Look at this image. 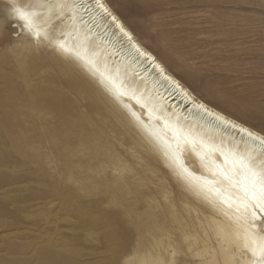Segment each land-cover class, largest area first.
<instances>
[{
  "label": "bare ground",
  "instance_id": "bare-ground-1",
  "mask_svg": "<svg viewBox=\"0 0 264 264\" xmlns=\"http://www.w3.org/2000/svg\"><path fill=\"white\" fill-rule=\"evenodd\" d=\"M13 2L34 14L39 36L12 12ZM57 3L0 0L5 11L0 30L13 20L26 40L22 50L31 53L44 45L57 57L46 68L52 76L47 79L39 61L22 53L17 57L18 73L0 105L13 130L11 142L28 150L26 157L44 180L54 182L58 195L69 197L72 190L62 188L71 183L118 211L136 239L124 264H255L257 258L243 247L242 222L235 218L238 189L220 175L228 167L220 150L242 148V137L216 114L264 133L197 96L141 44L107 0L103 3L131 40L95 0ZM58 40L65 42L63 49ZM85 48L95 67L78 55ZM176 129L212 150L198 143L194 151L181 142L176 152ZM173 193L178 196L172 200ZM156 194L169 201L165 207Z\"/></svg>",
  "mask_w": 264,
  "mask_h": 264
},
{
  "label": "rangeland",
  "instance_id": "rangeland-1",
  "mask_svg": "<svg viewBox=\"0 0 264 264\" xmlns=\"http://www.w3.org/2000/svg\"><path fill=\"white\" fill-rule=\"evenodd\" d=\"M107 1L141 44L197 96L259 131L264 128V0ZM0 11L4 20L2 4ZM16 25L7 19L0 30V105L21 53L39 61L44 72L57 60L44 45L31 53L22 50L26 40ZM0 116V264H124L136 244L128 222L101 204V196H88L71 183L62 188L72 190L69 197L58 195L54 182L44 180L26 157L28 150L11 142L13 130ZM153 198L161 207L169 202L160 194Z\"/></svg>",
  "mask_w": 264,
  "mask_h": 264
},
{
  "label": "snow or ice",
  "instance_id": "snow-or-ice-1",
  "mask_svg": "<svg viewBox=\"0 0 264 264\" xmlns=\"http://www.w3.org/2000/svg\"><path fill=\"white\" fill-rule=\"evenodd\" d=\"M66 3L67 0H58L56 6L63 7ZM9 6L12 12L20 20L24 21V27L33 31L35 35H40L39 29L34 23L33 13L25 11L23 6L17 5L15 2ZM95 6L102 10L106 16L110 17L115 26L131 40V34L125 30L124 25L117 20V17L112 15L103 0H95ZM83 39L87 41L88 36L85 35ZM57 46L63 49L65 42L58 40ZM78 55L95 67L94 61L89 58L86 48L83 50L82 55L79 53ZM161 71L163 70L161 69ZM100 75L105 76V73L101 72ZM105 78L110 79L107 76ZM193 102L195 103V101ZM197 106L208 112L205 105L198 104ZM216 119L236 130L242 137V148L237 146L227 152L220 150L224 163L228 165L227 168L221 170L220 175L228 182L229 188L238 189L239 192L235 200V218L242 222L241 226L244 228L245 243L243 247L248 249L253 257L257 258L255 264H264V135L252 131L242 123L227 120L219 114H216ZM261 131L264 132V128ZM175 139L176 152L180 150L181 142L191 144L194 151L198 143L201 148L212 150L202 140L197 141L195 137L190 138L180 129H176ZM257 148L259 151H257ZM173 158H175V155ZM229 200H224L223 202L228 203L231 208L233 204L229 203ZM225 264H228V262L225 261Z\"/></svg>",
  "mask_w": 264,
  "mask_h": 264
}]
</instances>
